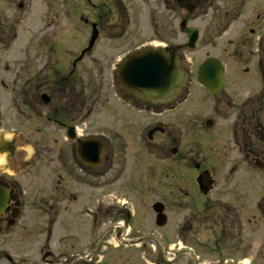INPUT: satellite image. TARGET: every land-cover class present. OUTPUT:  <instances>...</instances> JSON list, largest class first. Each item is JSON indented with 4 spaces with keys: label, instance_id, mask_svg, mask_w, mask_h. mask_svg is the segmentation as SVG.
<instances>
[{
    "label": "flooded vegetation",
    "instance_id": "af4514ba",
    "mask_svg": "<svg viewBox=\"0 0 264 264\" xmlns=\"http://www.w3.org/2000/svg\"><path fill=\"white\" fill-rule=\"evenodd\" d=\"M250 1L165 4L171 12L187 14L181 25L196 19L195 12L205 18L215 10L216 24L231 26ZM32 2L53 16L45 18L46 29L54 33L61 30V13L72 25L80 11L90 38L94 26L102 37L106 23L117 32L126 10L110 1ZM96 9L103 12L92 20ZM263 15L249 17L247 24L255 26L251 36L263 31ZM14 31L9 28V43L16 38ZM50 44L48 53H21V60L14 59L21 64L12 69L3 58L6 53H0V73L4 64L11 77L16 67L22 68L11 79V90L19 88L18 74L25 77L21 99H12L14 108L9 109V97L0 108V263L14 264L9 241L15 237L16 248L38 252L36 260L24 254L22 264H264V241L254 248L255 240H264V197L258 196L253 211L248 186L238 194V161L231 164V154L244 159L251 183L253 169L264 172V126L255 107L264 109V98L248 97L237 108L231 95L224 94L229 80L224 67L219 93L199 85L206 95L202 100L213 102L209 95L216 104L193 115L188 113V87L170 103L143 101L121 88L116 75L128 56L152 43L120 53L109 66L115 78L113 98L103 83L110 70L101 65L94 70L91 64L103 63L92 53L96 45L84 54L58 53V44ZM177 48L175 53L185 52V45ZM251 55L246 74L264 85V65ZM0 85L1 97L7 88ZM19 101L21 105L15 103ZM223 106H229L226 114ZM17 113L26 129L2 128V117L18 123ZM189 120L195 123L192 132L223 144L215 149L197 143L192 149ZM30 134L41 139L34 146ZM217 167L229 171L222 185L215 179Z\"/></svg>",
    "mask_w": 264,
    "mask_h": 264
},
{
    "label": "rangeland",
    "instance_id": "374dc122",
    "mask_svg": "<svg viewBox=\"0 0 264 264\" xmlns=\"http://www.w3.org/2000/svg\"><path fill=\"white\" fill-rule=\"evenodd\" d=\"M39 2L40 0H0V53H6L3 58L6 59L7 65L11 66L16 64L18 60H21L23 55L21 53H48L50 43L58 44V53H80L83 49L87 48L90 39L91 31L86 28L80 22L81 12H76L75 22L69 25V20L66 16L60 14V31L54 33L53 30L46 29L47 20L44 15V9L37 10V5L33 2ZM61 1H82V0H61ZM99 2H116L123 4L126 10L120 15L122 21L117 28V32H113L110 27V23L103 25L105 33L99 38V41L92 53H97V56L101 58L103 63L98 62L93 64L95 70L99 65L107 67L109 72L104 75V92L108 93L110 97L114 98V86L115 78L112 67L116 63V57L120 53H128L135 48L153 44L161 49L166 47H176L179 45H186L190 35L197 31L199 33V40L195 49L185 50L183 53L185 57V68L190 72L191 84L189 85L188 96L190 97L188 105V113L190 115L195 114L203 106L205 108L212 107L216 104V98L207 95L213 102H205L202 99L206 98L203 90L200 89L197 80V71L200 65L208 58H215L222 61L229 77L228 84L226 86L224 94L226 96L231 95L233 102L237 105V108L248 97L264 98V85L258 84L256 80L246 74L247 67H251L254 53L256 58L260 57L262 65H264V15L262 18L263 31H257L256 35L251 36L250 28L255 27L248 25L250 22L249 17H253L258 14L264 13V0H251L245 14L237 22L231 26L216 24L214 19L215 10L210 11L208 17H199V12L193 14V19L187 24L185 30L186 33L181 31L180 24L181 18L187 14H183L180 11H170L165 4V0H93ZM258 2V3H257ZM24 4V8L20 9L19 5ZM257 3V4H256ZM63 11V10H62ZM85 12V11H82ZM103 12V10H92V20L96 19V16ZM123 14V15H122ZM47 18H52L46 16ZM260 27V28H261ZM9 28H14L16 38L9 43ZM61 40V43L58 41ZM263 43V45H262ZM10 59V60H9ZM18 59V60H14ZM14 60V61H13ZM18 70L14 73L21 72L22 68L16 67ZM20 68V69H19ZM3 72L0 73V83H4L3 87L7 89L2 90L3 97L0 108L7 106V99L9 97V109L14 108L12 99H21V92L23 87V81L25 79L24 73L17 75L18 87L15 90H11L12 83L10 81L13 77L9 76V68H6V64L2 66ZM96 77L100 75L96 72L93 73ZM10 85V89H9ZM2 87V85H0ZM200 89V90H199ZM199 90V92H198ZM112 94V95H111ZM188 94V93H187ZM19 105L22 101L15 102ZM259 103V102H258ZM255 107L260 111L258 123L264 126V109L261 108V104L258 106L255 103ZM259 107V109H258ZM229 108V106H228ZM227 107H222V114H226ZM98 112L103 113L102 108H97ZM230 111V110H229ZM2 112V111H1ZM15 114V111H12ZM13 114V115H14ZM16 118L19 119L18 123L9 122L5 117H2V128H6L9 131H24L22 118L17 113ZM189 119H191L189 117ZM201 117L197 119V122L201 123ZM190 134L188 135L190 147L194 149L197 143L205 145L207 147L218 149L220 144L216 143L217 138L208 139V136L198 135L192 132V124L195 123L189 120ZM14 124V125H13ZM7 125V126H6ZM38 126L36 122L35 127ZM7 132V131H6ZM31 146H34L41 139L33 135H29ZM209 140V141H208ZM228 144V143H224ZM220 145V146H218ZM31 149V148H30ZM238 161L237 173L234 177L238 176L241 183L238 185L239 196L244 192L242 188L248 186L249 198L253 205V211L258 209V199L264 197V172L258 169H253V182L246 181V171L244 166V159L241 157L239 160L235 154H231V164ZM217 162H220L218 159ZM228 165L227 167H229ZM228 169L223 167H217L215 179L219 185L224 183V178L228 175ZM244 180V181H243ZM253 185V191H252ZM253 193V194H252ZM254 195V197H253ZM255 214V213H254ZM254 232V231H253ZM259 235V234H258ZM17 240L15 237L9 241V254L15 261L14 264H22L24 254L32 260H36L38 257L37 249H32L25 252L22 248H16ZM21 241V237H20ZM35 242V240H32ZM264 240L260 238L255 240L256 244L254 248L257 249L259 244ZM1 264V263H0Z\"/></svg>",
    "mask_w": 264,
    "mask_h": 264
},
{
    "label": "water",
    "instance_id": "95a60500",
    "mask_svg": "<svg viewBox=\"0 0 264 264\" xmlns=\"http://www.w3.org/2000/svg\"><path fill=\"white\" fill-rule=\"evenodd\" d=\"M182 28H185V24ZM98 35L95 30L84 54L93 49ZM196 41L197 34H194L188 47L193 49ZM198 76L200 83L214 94L223 86L222 65L215 59L207 60L200 67ZM116 78L122 88L137 98L166 104L180 95L187 84L188 74L174 49L147 48L128 57L121 64Z\"/></svg>",
    "mask_w": 264,
    "mask_h": 264
}]
</instances>
